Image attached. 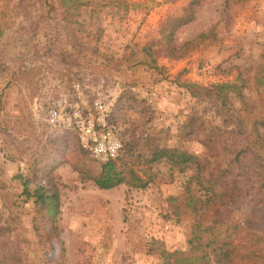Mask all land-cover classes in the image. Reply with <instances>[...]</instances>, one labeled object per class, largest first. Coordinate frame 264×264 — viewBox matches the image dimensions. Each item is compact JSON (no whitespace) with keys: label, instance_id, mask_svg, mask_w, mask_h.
Masks as SVG:
<instances>
[{"label":"rangeland","instance_id":"obj_1","mask_svg":"<svg viewBox=\"0 0 264 264\" xmlns=\"http://www.w3.org/2000/svg\"><path fill=\"white\" fill-rule=\"evenodd\" d=\"M189 1L0 0V264H173L168 252L186 255L195 216L176 217L171 205L203 200L202 176L148 163L153 147L191 153L205 173L223 170L234 191L227 219L210 222L213 202L222 207L215 197L202 206L199 234L226 243V264H264V206L251 197L264 189V0H196L173 36L183 55L165 56L160 25ZM76 84L87 103L109 107L124 177L113 188L94 185L102 162L73 132L44 121L46 102ZM19 175L30 191L57 188L54 221L22 195Z\"/></svg>","mask_w":264,"mask_h":264},{"label":"trees","instance_id":"obj_2","mask_svg":"<svg viewBox=\"0 0 264 264\" xmlns=\"http://www.w3.org/2000/svg\"><path fill=\"white\" fill-rule=\"evenodd\" d=\"M196 0L189 1L185 6L181 8V12L177 15H168L163 20L159 28V39L158 44L160 50L164 51V55L168 57H180L183 52H178L179 47L173 45V36L175 30L180 26L189 23L194 16L193 5ZM170 28L167 29V27ZM204 34H199L198 38H201ZM150 46V45H149ZM142 49L147 50V54L150 56V47L144 46ZM154 64V57L152 58V63ZM257 84H264V76H258L256 78ZM228 84H219L221 91L225 88L230 87ZM122 148V146H121ZM120 151V150H119ZM117 155L102 162L100 165V170L98 174L92 178L94 185L99 189H109L113 188L119 183H122L124 177L122 175V170H119L115 166V158ZM160 160H165L169 162L172 166L182 169L187 166L194 167L196 170V178L201 177L199 181L200 188L203 190L205 198L203 200L193 198L192 195H188L183 200L182 206L177 204L171 205L172 211L176 217H179L181 213L189 212L195 216L194 223L190 231L191 236L187 240V245L189 246V251L186 255H182L181 252L172 251L168 252L167 256L173 258V264H226L229 262L228 250L223 248L226 243L218 245L216 247L212 246L214 240H212L211 232L202 236L200 232L199 215L203 205L208 204L210 200H214L215 197L219 200V205L215 206V202L212 204L210 222L221 223L223 219H227L228 210L227 205L229 200L234 195L232 188H226V183L221 180L222 171L218 166H213L211 170L209 169L206 173L204 172L205 164H203L195 155L187 153L184 150H180L174 147L163 148V147H153L148 152V163H154ZM201 174V176H200ZM133 179L132 183L136 187H144L145 181L140 177L131 173ZM21 179V193L26 198L32 197L34 205L39 209H44L47 215L54 221L57 214L59 213V196L58 190L55 186H47L49 183L46 181L45 184L36 185L31 191L28 190L27 185L29 180L19 175L17 176ZM205 182V183H204ZM253 199H256L260 205L264 206V189H258L257 193L251 194ZM167 201H175L174 198L169 197ZM223 213L226 214L223 216ZM232 226H235L233 224ZM211 226H204L203 230L208 229ZM247 230L248 224L245 222L244 226ZM256 241V240H255ZM193 249L194 253L189 252Z\"/></svg>","mask_w":264,"mask_h":264},{"label":"built area","instance_id":"obj_3","mask_svg":"<svg viewBox=\"0 0 264 264\" xmlns=\"http://www.w3.org/2000/svg\"><path fill=\"white\" fill-rule=\"evenodd\" d=\"M44 112L49 127L73 132L80 149L100 162L114 158L121 149L117 133L107 122L108 105L100 98L87 103L77 84L73 86L72 96L62 94L47 101Z\"/></svg>","mask_w":264,"mask_h":264}]
</instances>
